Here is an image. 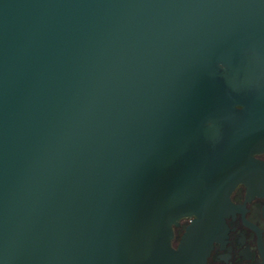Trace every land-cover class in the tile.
Masks as SVG:
<instances>
[{"label": "water", "instance_id": "1", "mask_svg": "<svg viewBox=\"0 0 264 264\" xmlns=\"http://www.w3.org/2000/svg\"><path fill=\"white\" fill-rule=\"evenodd\" d=\"M260 154L264 0H0V264H205Z\"/></svg>", "mask_w": 264, "mask_h": 264}, {"label": "flooded vegetation", "instance_id": "2", "mask_svg": "<svg viewBox=\"0 0 264 264\" xmlns=\"http://www.w3.org/2000/svg\"><path fill=\"white\" fill-rule=\"evenodd\" d=\"M255 158L264 163V154ZM234 212L225 219L226 233L214 241L205 264H264V196L238 185L230 196ZM190 218L173 228L172 246L176 248Z\"/></svg>", "mask_w": 264, "mask_h": 264}]
</instances>
